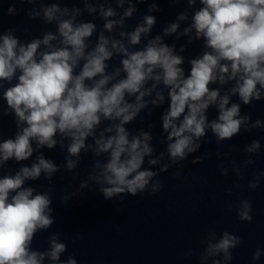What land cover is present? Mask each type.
<instances>
[{
	"label": "clouds",
	"instance_id": "clouds-1",
	"mask_svg": "<svg viewBox=\"0 0 264 264\" xmlns=\"http://www.w3.org/2000/svg\"><path fill=\"white\" fill-rule=\"evenodd\" d=\"M18 2L39 4L26 15L54 24L55 31L24 41L16 28L0 25V100L6 102V108L0 103V119L14 115L17 129L14 138L0 139V173L10 160L19 163L36 154L30 166L0 174V264H77L71 255L61 259L67 244L60 233L49 237L43 251L34 249L33 241L55 222L53 177L61 168L80 175L82 153L91 154L92 162L76 191L61 196L65 205L84 189L97 191L106 201L155 195L163 187L160 173L176 166L179 178L183 162L200 150L209 131L219 144L242 131L264 129V121L241 114L242 105L264 99V0H167L188 8L156 35L152 13L161 10L159 0H80L83 8L62 7L61 0ZM138 3H148V8L129 30L126 21L137 13ZM16 13L14 6L7 10L9 16ZM85 13L102 20V27L80 19ZM173 35L187 37V44L203 41L204 51L188 61L187 75L180 54L186 45L177 51L165 42ZM117 57L118 66H111ZM166 100L160 117V142L166 147L157 153L150 130L133 134L127 125L145 110L151 115ZM211 108L217 111L215 119H209ZM57 147L67 153L62 164L42 151ZM232 150L217 156L228 157ZM260 150V140L253 139L244 146L242 165L232 160L231 169L221 165L220 174L231 171L243 180V168L255 163ZM42 177L49 182L39 186L43 191L26 186ZM262 177L264 172L254 173L248 188H258ZM236 211L241 221L253 220L251 201L239 200ZM81 238L77 233L76 239ZM243 243L235 233L209 230L200 241L199 264H230L233 250ZM262 256L264 249L257 248L252 261Z\"/></svg>",
	"mask_w": 264,
	"mask_h": 264
}]
</instances>
